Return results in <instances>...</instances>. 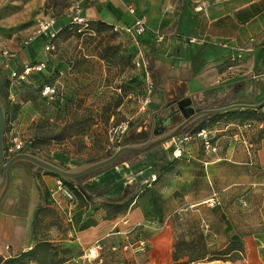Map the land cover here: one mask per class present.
Instances as JSON below:
<instances>
[{
  "label": "rangeland",
  "instance_id": "374dc122",
  "mask_svg": "<svg viewBox=\"0 0 264 264\" xmlns=\"http://www.w3.org/2000/svg\"><path fill=\"white\" fill-rule=\"evenodd\" d=\"M73 1L0 0L5 146L22 142L23 152L66 170L107 158L128 143L144 142L151 113L159 109L153 102L155 80L150 75L154 49L142 44L132 48L130 41L105 22L88 19L87 25L73 23L69 12ZM46 19L55 20L59 31L51 53L39 34ZM43 61L49 66L42 72L21 79L28 66ZM48 85L55 89L54 94L44 93ZM151 86L153 92L149 93ZM120 100L122 104L117 106ZM233 119L237 118L225 119L222 114L208 117L186 130L181 136L188 139L182 142L176 141L179 136L148 152L124 155L113 167L129 166L131 171L118 178L104 177L111 167L78 180L72 189L60 176L39 170L35 180L47 196L46 204L35 215L32 246L24 253L36 246L39 249L23 264H147L150 255L152 264H174L170 259L174 244L182 239L191 242L201 234L211 251L229 254L211 264H244L245 237L264 230V180L258 179L254 167L233 163L216 167L210 176L197 162L226 158L233 143H240L235 138L240 134L237 126L245 123L250 126L248 131L255 126L254 117L248 115L238 117V125L227 128ZM203 121L204 129L215 132L216 154L207 153L194 133ZM32 144L37 149H32ZM177 149L182 151L180 159L174 157ZM167 162L169 168L164 169ZM127 187L138 188L140 194L126 211L121 204L97 211L87 208L74 191L92 197L105 192L111 197L117 190L119 194L112 198H119ZM214 194L220 205L212 209L208 200ZM131 210H136L134 221L142 222L140 236L151 242L160 229L147 226L157 222L169 225V241L160 249L150 247L147 254L113 251L122 240L113 232L126 229L114 225ZM99 239L104 242L102 261L83 260ZM7 260L1 258L0 264Z\"/></svg>",
  "mask_w": 264,
  "mask_h": 264
},
{
  "label": "crops",
  "instance_id": "0c3cea01",
  "mask_svg": "<svg viewBox=\"0 0 264 264\" xmlns=\"http://www.w3.org/2000/svg\"><path fill=\"white\" fill-rule=\"evenodd\" d=\"M128 5H133L137 15L145 19L147 32L139 38L124 32L117 34L130 41L132 48L142 44L154 49L150 75L155 80L153 102L159 109L165 98L168 101L191 98L194 106L201 109L264 101V0H92L83 6V17L87 21L105 22L113 29L131 26L133 18L127 11ZM158 34L165 41L158 42ZM182 38L197 42L184 44L180 42ZM248 115L254 117L255 126L250 131L244 128L245 123L237 126L242 135L235 138L240 143H233L226 158L197 160L210 176L216 167L233 163L246 169L254 167L258 179L264 180V108L231 111L225 119H237L226 126H236L238 117ZM184 139L187 136L176 141ZM234 157L236 161L232 160ZM130 169L112 167L104 177L118 178L126 170L129 174ZM36 177L33 167L26 164H19L10 172L7 191L0 201V259L15 258L32 246L35 213L43 204V192ZM117 194L114 190L109 197ZM213 197L217 198V194ZM134 213L136 210H131L114 228L126 222L130 226L141 225L142 222L134 221ZM150 225L147 227L160 229L151 241V247L160 249L169 241V225L157 222ZM260 229L244 239V264H264V230ZM149 258L147 264H152L151 255ZM170 259L173 261V257Z\"/></svg>",
  "mask_w": 264,
  "mask_h": 264
},
{
  "label": "water",
  "instance_id": "95a60500",
  "mask_svg": "<svg viewBox=\"0 0 264 264\" xmlns=\"http://www.w3.org/2000/svg\"><path fill=\"white\" fill-rule=\"evenodd\" d=\"M264 108V101L256 105L235 104L223 108L201 109L194 106L191 98L168 101L164 99V105L152 115H155L152 135L141 143H128L107 158L84 164L74 170L63 169L36 154L25 152L18 153L11 158L6 155L5 126L7 121L6 109L0 98V201L7 191L10 172L19 164H27L33 167V173L39 170L56 174L67 182L76 183L94 173L107 170L115 166L126 154H138L148 152L165 142L184 135L186 130L197 122L215 115L225 114L235 110H259Z\"/></svg>",
  "mask_w": 264,
  "mask_h": 264
},
{
  "label": "built area",
  "instance_id": "2783aa9c",
  "mask_svg": "<svg viewBox=\"0 0 264 264\" xmlns=\"http://www.w3.org/2000/svg\"><path fill=\"white\" fill-rule=\"evenodd\" d=\"M86 1L92 0H74L69 8V12L72 14V21L78 25H87L88 21L83 17V6ZM200 9V8H199ZM128 13L133 18V25L126 26L123 28L114 27L115 33L124 32L126 34L132 35L135 38H139L147 32V26L145 19L137 15L136 8L133 5L127 6ZM56 21L53 19H46L41 23L39 28V34L47 41L45 48L51 53L54 50V47L51 46L58 38L59 31L55 30ZM165 37L157 35V41H165ZM181 43L184 44H193L197 41L193 38H182L180 39ZM48 61H43L39 63L36 67L28 66L24 71V74L21 76V79L31 77L35 72H42L48 65ZM153 86L150 87L149 93L153 92ZM45 94H54L55 89L51 86H46L44 90ZM249 125H245L244 128L249 129ZM198 137L201 138L203 143V148L207 153L216 154L218 152V147L214 144V139L216 137L215 132L202 129L198 134ZM242 135V132L239 134ZM24 145L22 142H14L10 148H7V156L11 158L12 156L23 152ZM182 155L181 149H177L174 153L175 158H180ZM64 193L71 198V195L64 191ZM210 208H216L218 206V201L216 197H213L208 201ZM124 226L127 228L124 230H115L113 232L114 236H119L122 238L120 243L117 246H113L112 250L130 252L133 255L147 254L151 247V242L148 238L140 236V227L141 225L130 226L128 222L124 223ZM104 251V242L103 240H97L93 245L84 253L82 259L88 262L102 261V254Z\"/></svg>",
  "mask_w": 264,
  "mask_h": 264
},
{
  "label": "trees",
  "instance_id": "16d2710c",
  "mask_svg": "<svg viewBox=\"0 0 264 264\" xmlns=\"http://www.w3.org/2000/svg\"><path fill=\"white\" fill-rule=\"evenodd\" d=\"M9 85V82H7V86ZM122 104L121 100L117 103V106H120ZM231 114V112H227L226 114H222L225 116H228ZM7 115V113H6ZM218 115L212 116L217 117ZM205 121V120H204ZM195 128L194 133H199L203 127V123ZM32 149H37L36 144H32ZM7 152V148H6ZM164 169L169 168V163L167 162L164 166ZM66 185L72 189H75L76 185L72 182L65 181ZM77 194L78 199L80 202L85 204L87 208H91L93 210H99L104 207H115L117 204H121L123 209L126 211L128 210L129 206L136 202V200L139 198V189L134 188L130 190L129 187H127L124 190V193L119 198H110L105 196V192H99L95 196H87L79 191L74 190ZM46 195L42 194V206L36 210L35 215L37 216L41 211L42 208L46 204ZM39 246H36V249ZM34 248V249H35ZM173 262L174 264H196V263H211L214 261H222L220 257L229 255L228 253H224L223 251L221 253L213 252L210 250V247L208 246L207 242L204 240L202 234L198 237L196 240H192L191 242H187L186 240H178L174 246H173ZM34 249L30 253H21L17 257L12 258L11 260H7V264H23L25 259H28V256L34 253Z\"/></svg>",
  "mask_w": 264,
  "mask_h": 264
},
{
  "label": "flooded vegetation",
  "instance_id": "af4514ba",
  "mask_svg": "<svg viewBox=\"0 0 264 264\" xmlns=\"http://www.w3.org/2000/svg\"><path fill=\"white\" fill-rule=\"evenodd\" d=\"M155 115H151V118H150V125H149V136L147 137V139H149L152 135V130H153V123L155 122ZM146 139V140H147ZM7 155V154H6ZM27 165V164H26Z\"/></svg>",
  "mask_w": 264,
  "mask_h": 264
}]
</instances>
